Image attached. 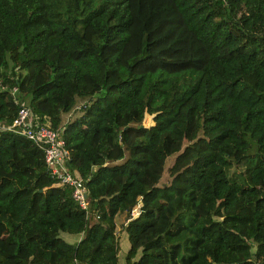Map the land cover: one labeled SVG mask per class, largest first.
<instances>
[{"label": "trees", "instance_id": "1", "mask_svg": "<svg viewBox=\"0 0 264 264\" xmlns=\"http://www.w3.org/2000/svg\"><path fill=\"white\" fill-rule=\"evenodd\" d=\"M20 104L87 210L1 130L0 264H264V0H0V120Z\"/></svg>", "mask_w": 264, "mask_h": 264}, {"label": "built area", "instance_id": "2", "mask_svg": "<svg viewBox=\"0 0 264 264\" xmlns=\"http://www.w3.org/2000/svg\"><path fill=\"white\" fill-rule=\"evenodd\" d=\"M11 93L17 100L18 86L12 85ZM48 119L44 121L35 120L31 108L27 104H20L16 114L10 121L0 120V131L9 130L23 135L32 140L40 147L44 154V161L49 172L56 178L59 184L69 185L71 195L79 206L87 210L86 188L82 178L71 171L67 165L70 158V149L63 136L62 128L50 125ZM133 207L131 214L137 213ZM67 264H88L74 260Z\"/></svg>", "mask_w": 264, "mask_h": 264}, {"label": "rangeland", "instance_id": "3", "mask_svg": "<svg viewBox=\"0 0 264 264\" xmlns=\"http://www.w3.org/2000/svg\"><path fill=\"white\" fill-rule=\"evenodd\" d=\"M80 104H81V103L79 102V105H80ZM79 105H78V106H79ZM148 122H150V116H147L146 119H144V123H148ZM171 159H172V156H169V157L166 159V163H165V166H166V167H167L168 164L170 163ZM169 177H170V175H169L168 171H167V170H164V172H163V174H162V176H161V178H160V180H159V183H162V182L167 181V180L169 179ZM64 234H65V236L67 237L68 240H72V236H71L69 233L64 232ZM74 236H76V235H74ZM122 262H124V256H121V263H122ZM122 264H123V263H122Z\"/></svg>", "mask_w": 264, "mask_h": 264}, {"label": "crops", "instance_id": "4", "mask_svg": "<svg viewBox=\"0 0 264 264\" xmlns=\"http://www.w3.org/2000/svg\"><path fill=\"white\" fill-rule=\"evenodd\" d=\"M70 235L72 236V240H74V239L79 238L80 233L75 234L76 236H74V235H72V234H70ZM121 256H125V252H124V250H120V251H119V253H118V261H119V264H122V263L125 264V259H124V262L121 263Z\"/></svg>", "mask_w": 264, "mask_h": 264}]
</instances>
